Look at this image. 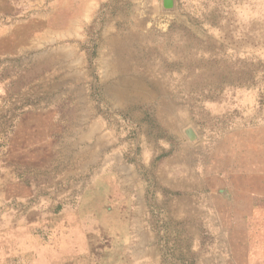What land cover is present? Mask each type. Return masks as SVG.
Segmentation results:
<instances>
[{"label": "rangeland", "instance_id": "374dc122", "mask_svg": "<svg viewBox=\"0 0 264 264\" xmlns=\"http://www.w3.org/2000/svg\"><path fill=\"white\" fill-rule=\"evenodd\" d=\"M53 2L40 0L50 14ZM119 4L124 62L98 54L93 29L0 58V264H30L123 164L145 180L164 264H248V224L218 204L226 188L264 193V0Z\"/></svg>", "mask_w": 264, "mask_h": 264}, {"label": "crops", "instance_id": "0c3cea01", "mask_svg": "<svg viewBox=\"0 0 264 264\" xmlns=\"http://www.w3.org/2000/svg\"><path fill=\"white\" fill-rule=\"evenodd\" d=\"M16 3L17 0H0L3 21L0 22V58L10 62L22 47L24 52L26 47H46L50 44V35H55L58 46H63L65 40L75 41L77 32L93 29L97 32L98 54L110 56V62L120 59L124 62L127 46L122 44L120 33L124 28L121 26L123 15L120 6H116L120 0H54L52 14L43 10L40 0H32L33 10L28 18L20 20H17ZM115 36L117 40L111 44ZM82 37L80 34L79 38ZM45 54V50H38L39 56ZM119 77L130 80L142 78L143 73L126 67ZM115 170L114 177L90 186L79 207L62 212L55 241L42 244L38 250L35 248L30 264H164V257L171 256V252L162 249L155 220L147 212L150 195L145 180L138 177L131 164ZM154 172L157 177L159 170ZM213 176L211 172L207 180L214 184ZM224 179L229 180L227 175ZM224 190L232 192L233 198L231 203L223 200L218 204L220 219L232 216L233 224L245 227L248 224V264H264V193L257 194L251 185L242 190ZM192 216V213L185 215L193 221Z\"/></svg>", "mask_w": 264, "mask_h": 264}, {"label": "water", "instance_id": "95a60500", "mask_svg": "<svg viewBox=\"0 0 264 264\" xmlns=\"http://www.w3.org/2000/svg\"><path fill=\"white\" fill-rule=\"evenodd\" d=\"M162 4L165 8H171L173 6V0H162Z\"/></svg>", "mask_w": 264, "mask_h": 264}, {"label": "bare ground", "instance_id": "6f19581e", "mask_svg": "<svg viewBox=\"0 0 264 264\" xmlns=\"http://www.w3.org/2000/svg\"><path fill=\"white\" fill-rule=\"evenodd\" d=\"M73 6V5H72ZM66 22V21H65ZM15 32V31H14ZM18 33V32H17ZM24 33V32H23ZM22 35H24V34H22ZM24 39V38H23ZM16 40V39H15ZM12 45V44H11ZM25 45V44H24ZM17 49V48H16ZM126 94V93H125Z\"/></svg>", "mask_w": 264, "mask_h": 264}]
</instances>
